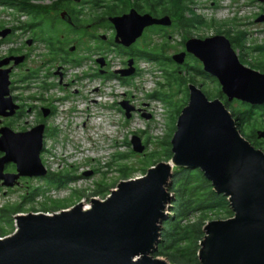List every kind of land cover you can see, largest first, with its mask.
I'll list each match as a JSON object with an SVG mask.
<instances>
[{"label": "rangeland", "instance_id": "rangeland-1", "mask_svg": "<svg viewBox=\"0 0 264 264\" xmlns=\"http://www.w3.org/2000/svg\"><path fill=\"white\" fill-rule=\"evenodd\" d=\"M54 1L34 0L47 5ZM110 1L68 0V6L76 11L80 28L64 23L59 18V11H51L42 19H33L22 11L0 5V30L11 29L5 37L0 36V59L9 54L25 56L11 71L17 86L11 94H16L18 98L14 103L21 109L16 115L0 116V127L29 130L39 123V108L46 109L50 104L55 110L54 114L43 118L46 127L40 156L47 173L50 170L54 178L57 175L66 182L58 187L57 181L51 182L45 176L19 177L12 186L2 185L0 181V209L12 216L10 223L0 219L3 236L15 231L17 214H51L77 203L89 208L88 197L94 195L96 187L108 186L104 194L94 196L105 199L109 188H116L120 180L144 175L152 163L149 154L155 150L160 152V141L174 133L179 113L171 102L182 103L184 88L188 100L190 83L208 92L210 99L216 98L220 90L218 81L203 71L194 56L187 55L183 64L167 61L184 50L180 43L183 35L197 38L224 35L231 39L236 33L243 32L244 36L235 41L236 46L231 44L241 62L259 69V62L264 61V48H257L264 47V21L256 20L264 14V0H183L190 13L203 18L202 25L182 28L172 24L147 29L128 54L109 43L114 38L113 28L104 23H93ZM144 1L139 0L143 8L147 5ZM155 11L161 14L159 7ZM101 35L106 37L105 40L100 38ZM72 46L75 47L70 51ZM98 58L106 60L107 66L104 62L103 65L95 62ZM130 67L134 68L133 74L121 76L118 73ZM101 70L107 72L100 74ZM56 71H63V76L54 74ZM154 93L160 98L153 97ZM219 99L223 103L226 101V98ZM121 101H127L133 107L129 117H126ZM239 102L233 99L227 105V109L234 112L235 120L244 112ZM262 113L253 112L241 122L238 129L244 137L253 130L255 133L257 129H264ZM133 135H138L145 145L142 152L133 151ZM254 141H258L256 148H264V138ZM158 160L166 161L163 157ZM122 167L127 178L122 176ZM177 168L174 167L173 173ZM4 172L15 173V165L6 164ZM85 172L91 173L83 175ZM70 189H75L77 194H72ZM172 199L171 192L166 202V216L172 214ZM231 216L222 211L208 213L206 221ZM156 257L168 260L163 255Z\"/></svg>", "mask_w": 264, "mask_h": 264}, {"label": "water", "instance_id": "water-1", "mask_svg": "<svg viewBox=\"0 0 264 264\" xmlns=\"http://www.w3.org/2000/svg\"><path fill=\"white\" fill-rule=\"evenodd\" d=\"M62 16L69 21L64 13ZM256 20L264 21V15ZM110 21L114 42L124 46L134 43L148 26L172 23L168 15L154 17L134 9L110 17ZM10 32L4 28L0 36ZM186 54L194 56L203 71L218 81L227 102L264 104V72L244 65L226 36L190 37L185 49L171 59L183 64ZM24 58L10 55L0 59L2 117L12 116L18 109L9 94L10 72ZM97 61L103 65V58ZM133 72L130 67L118 73L129 76ZM120 105L129 117L133 107L127 101ZM44 110L45 116L48 109ZM235 122L219 98L209 99L190 83L187 103L170 140L172 157L168 161L149 167L142 176L120 180L105 199L92 198L89 208L77 203L51 214H17L16 230L0 238V264H173L153 253L167 217L174 167L200 169L213 190L226 196L232 211L229 218L205 224L197 264H264V152L240 133ZM44 130V123L26 131L0 127L2 185L12 186L23 176L47 174L40 157ZM256 136L264 138V130H257ZM131 144L135 152L145 148L138 135L132 136ZM8 163L15 165V173L4 172Z\"/></svg>", "mask_w": 264, "mask_h": 264}, {"label": "trees", "instance_id": "trees-1", "mask_svg": "<svg viewBox=\"0 0 264 264\" xmlns=\"http://www.w3.org/2000/svg\"><path fill=\"white\" fill-rule=\"evenodd\" d=\"M61 1L62 0H55L52 5H47L43 3H35L34 0H0V5L6 8H13L15 10L22 11L33 19H42L45 16H49L51 11L67 7V2L62 3ZM128 1L130 0H120V4L122 6H126ZM151 1L150 11L153 14L156 13V7H159L161 13L167 14L170 18L175 19L174 23L179 24L182 28H191L204 23L201 16L195 14L194 12H189V9L186 8L183 0ZM117 7V4H109L106 6L105 11H108L107 13H113L114 9ZM71 11L73 12V10ZM187 14H189V16H187ZM34 25H31L30 27H33ZM235 36L236 37L233 38V40L239 41V39L244 36V33L238 32ZM51 48L54 50L53 47ZM259 48L263 49L264 47L259 46ZM152 55L154 56V54ZM167 61H172L171 57L167 58ZM258 67L259 69L264 70V61L259 62ZM117 77L120 80L122 79L120 76ZM186 90L187 89L184 88V98L182 99L181 104H174L170 101L171 105H174L172 107L177 113H180L181 109L187 103V100L185 99L187 97ZM204 93L207 97L209 96L208 92ZM152 96L160 98V95L157 93L152 94ZM215 97L225 99V96L220 90L217 91V95H215ZM161 100L165 99L161 98ZM239 103L242 105L244 112L235 120L237 128L240 129L241 122L246 121L249 118V115L253 114V112H263L262 116H264V104L254 106L244 102ZM224 104L226 108L227 105H229L227 101H225ZM232 114L234 115L233 111ZM256 131L254 133L253 130L250 134H247V136L245 134V138L255 147H257L256 144L258 143V141H254L256 138L258 139ZM172 133L173 132L166 136L163 141H160L162 149L160 152L155 150L149 154L151 158L150 161L152 160L151 166L159 162V160L156 161L157 158L163 157L164 160L168 161L172 157L170 144ZM262 151L264 152V148ZM120 171L122 172V176L126 175L123 167L120 168ZM127 177L128 176L126 175V178ZM50 181H57V185L65 182L61 178L54 177L50 178ZM100 189L105 191L108 188L106 185H102ZM168 190L173 193V199L171 200L172 214L167 216V218L162 222L160 241L158 243L157 250L153 253V256L156 257L158 255H163L173 264H197V252L200 247L199 242L204 236V226L207 223L206 220L208 213L213 214L222 211L231 216L232 211L230 209L229 202L226 196L218 194L213 190L211 182L205 178L200 169L178 167L172 175L171 184ZM4 211L6 212V210L0 209V219L5 223H10L12 220L10 217L12 216L6 215ZM0 232V237H5L3 236L4 230L1 229Z\"/></svg>", "mask_w": 264, "mask_h": 264}, {"label": "flooded vegetation", "instance_id": "flooded-vegetation-1", "mask_svg": "<svg viewBox=\"0 0 264 264\" xmlns=\"http://www.w3.org/2000/svg\"><path fill=\"white\" fill-rule=\"evenodd\" d=\"M62 1H65V3L66 2H68L67 0H62ZM78 1V0H77ZM102 0H96V2H101ZM151 0H145L144 1V3H147V5H146V7H144L143 8V6L141 5V4H139V0H130V1H128V4L126 5V6H122L121 4H120V0H111L109 3H107V4H105L104 5V10H103V12H101L102 14H101V16L99 17V16H97V20H95V21H93V23H104V25H106V26H110L111 28H113V30H114V36H115V29H114V26H113V24L111 23V21H110V17H113V16H118V15H123V14H125V13H128L131 9H134L137 13H139V14H145V13H149V14H151V15H153L154 17H162V16H165V15H167V14H163V13H161V14H157L158 12L156 11V13L155 14H153L151 11H150V5H151V3H152V1L150 2ZM117 4V8L116 9H114V12L113 13H107L105 10H106V6L107 5H109V4ZM60 9V10H59ZM58 10H56V11H59V18L64 22V23H66L67 25H69L70 27H74V28H80L81 27V25H80V21L79 20H77V18L75 17V14H76V11H75V9H73L72 7H69L68 6V4H67V7H62V8H59ZM71 10H73V12L71 11ZM62 13H64V15H65V17H68L69 18V21H67L63 16H62ZM163 14V15H162ZM264 15V14H263ZM174 20L175 19H173V18H171V21H172V23H171V25L172 24H174L175 25V23H174ZM171 25H169V26H171ZM153 27H157V28H162L163 26L162 25H151V26H148V27H146V28H144V30H143V32H142V34L145 32V31H147V29H151V28H153ZM100 38L101 39H104L105 40V38L106 37H103L102 35L100 36ZM188 38H190L187 34L186 35H183L182 36V40H181V44L184 46V49H185V41L188 39ZM138 39V38H137ZM137 39H136V41H137ZM229 39V38H228ZM135 41V42H136ZM229 41H230V43L233 45V46H236L235 45V41L233 40V38H231V39H229ZM135 42L134 43H132L130 46H124V45H122V44H119V43H115L114 42V38L112 39V40H110L109 41V43L112 45V46H114L115 47V49H118V51H122V52H126L127 54L130 52V50L132 49V47H133V45L135 44ZM231 45V46H232ZM74 47L75 46H72V48L70 47V51H71V49L73 50L74 49ZM258 49H259V46L257 47ZM261 49V48H260ZM10 55H13V54H9L8 56H10ZM130 55V54H129ZM187 55H190V54H186V56H185V58L187 57ZM102 57H104V56H102ZM105 58V57H104ZM131 58V57H130ZM239 58V57H238ZM239 60H240V58H239ZM97 61V59H95V62ZM241 61V60H240ZM185 62V61H184ZM104 64H105V66H107V62H106V60L104 61ZM12 65V61L10 62V64L9 65H7V66H11ZM19 65V64H18ZM18 65H16V66H14L13 68H12V70L14 69V68H16ZM11 70V71H12ZM136 71V70H135ZM107 71L105 70L103 73H100V71H99V73L100 74H105ZM54 74H59L60 76H63V74H64V72L63 71H56V72H54ZM111 74H113V72L111 73ZM16 85H15V82L13 81V79L11 78V72H10V85H9V91H10V95H11V97H12V99H13V101L14 100H17V96H16V94H14V96L11 94V92L12 91H14L15 89H16ZM43 88H45V86H43ZM64 88L62 87L61 88V90H63ZM20 109H21V106L19 107V109H18V111H16V113H14L15 115L20 111ZM39 109H41V110H39V114H40V116H41V118H40V120H39V123H44L45 124V127H46V122H45V120L43 119L45 116H44V109L45 108H39ZM46 109H48L47 110V115H52V114H54V110L55 109H53V107L50 105V104H48L47 105V107H46ZM9 117V116H8ZM38 123V124H39ZM44 136H45V130H44ZM44 138V137H43ZM43 144H44V139H43ZM41 157V156H40ZM84 175V174H83ZM82 175V176H83ZM46 178H48V179H50V178H53L54 177V174H52V172L50 171V170H48V173L46 174V175H44ZM56 177L58 178L59 176H57L56 175ZM59 178H62V177H59ZM67 179H69L70 180V178L69 177H66ZM65 183L66 182H64V183H61L60 185H57L58 187H62V186H64L65 185ZM102 186V185H101ZM106 187L108 188V186L106 185ZM112 189L111 188H109V193H110V191H111ZM70 191L72 192V194H77V192H76V190L75 189H70ZM96 192V193H95ZM105 191L104 190H101L99 187H96L95 188V190H94V195H90L88 198H89V201L91 202V199L92 198H96V197H94V196H99L100 194H103ZM108 196V195H107ZM106 197V196H105Z\"/></svg>", "mask_w": 264, "mask_h": 264}, {"label": "built area", "instance_id": "built-area-1", "mask_svg": "<svg viewBox=\"0 0 264 264\" xmlns=\"http://www.w3.org/2000/svg\"><path fill=\"white\" fill-rule=\"evenodd\" d=\"M100 200H103V199H100ZM15 226H16V224H15ZM16 228H17V226L15 227V230H16ZM0 238H2V237H0Z\"/></svg>", "mask_w": 264, "mask_h": 264}, {"label": "bare ground", "instance_id": "bare-ground-1", "mask_svg": "<svg viewBox=\"0 0 264 264\" xmlns=\"http://www.w3.org/2000/svg\"><path fill=\"white\" fill-rule=\"evenodd\" d=\"M83 208H85V209H86V206H84Z\"/></svg>", "mask_w": 264, "mask_h": 264}]
</instances>
